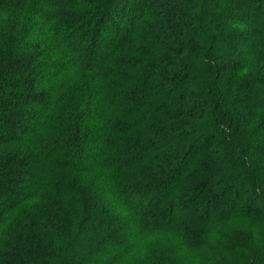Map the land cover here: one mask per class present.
I'll use <instances>...</instances> for the list:
<instances>
[{"label": "trees", "instance_id": "obj_1", "mask_svg": "<svg viewBox=\"0 0 264 264\" xmlns=\"http://www.w3.org/2000/svg\"><path fill=\"white\" fill-rule=\"evenodd\" d=\"M7 15L0 264H264V0Z\"/></svg>", "mask_w": 264, "mask_h": 264}, {"label": "rangeland", "instance_id": "obj_2", "mask_svg": "<svg viewBox=\"0 0 264 264\" xmlns=\"http://www.w3.org/2000/svg\"><path fill=\"white\" fill-rule=\"evenodd\" d=\"M49 1H50V0H45V2H49ZM51 14H52V13H51ZM23 16H24V15H23ZM21 18H22V17H21ZM18 19H19V18H18ZM12 20H13V21H12ZM11 22H15V23L17 24L18 21H16L12 16H9V15H7V16H3V17H0V37H2V36L4 35V32L6 33V32L8 31L7 28H8L9 25H12V27L15 26V23H11ZM50 121L52 122V120L49 119L47 125H48L49 127H52ZM167 241H169L170 243L167 242V243L165 244V252H167L166 255H168V257L170 258V257L172 256V252H171V250H170V244L172 243V241L169 240V239H167Z\"/></svg>", "mask_w": 264, "mask_h": 264}]
</instances>
